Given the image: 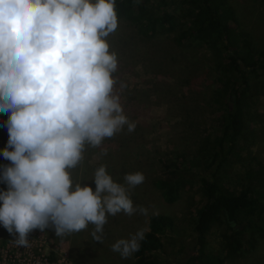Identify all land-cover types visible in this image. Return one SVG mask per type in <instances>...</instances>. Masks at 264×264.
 I'll list each match as a JSON object with an SVG mask.
<instances>
[{
    "label": "clouds",
    "instance_id": "9594fccd",
    "mask_svg": "<svg viewBox=\"0 0 264 264\" xmlns=\"http://www.w3.org/2000/svg\"><path fill=\"white\" fill-rule=\"evenodd\" d=\"M117 27L115 0H0V112L8 114L0 155L11 162L0 173L7 186L0 225L18 234L16 246L29 247L34 229L51 227L61 237L89 224L100 242L109 216L149 215L130 198L142 173H126L118 183L101 165L93 191L74 184L69 171L84 160L86 146L101 148L125 126L135 131L115 90L126 85L113 76L117 55L106 39ZM148 231L117 240L111 250L130 258Z\"/></svg>",
    "mask_w": 264,
    "mask_h": 264
},
{
    "label": "rangeland",
    "instance_id": "374dc122",
    "mask_svg": "<svg viewBox=\"0 0 264 264\" xmlns=\"http://www.w3.org/2000/svg\"><path fill=\"white\" fill-rule=\"evenodd\" d=\"M227 3L235 13L236 29L251 34L255 47H264V0H227ZM175 4L172 7L177 8V14L189 17L193 0H175ZM178 33L173 30L145 36L129 21L118 19L116 31L106 39L109 51L117 55L118 67L113 76L126 85L121 91L117 83L115 90L120 94L124 113L136 122V128L129 133L125 126L122 132L106 138L101 145L107 149L105 156L100 155L101 148L86 146L84 160L76 169L69 170L74 184L81 182V186L88 185L93 191L95 184L91 179L101 165L106 166L108 174L118 183L124 182L126 173H142L145 180L131 190L130 198L134 206L147 208L149 215L118 213L109 216L100 242L93 238L95 226L91 224L61 237H57L51 227L43 232L34 229L27 238L41 242L42 253L55 257L56 249L67 256L71 264H135L132 256L122 259L111 250V245L147 227L149 216L155 212L174 218L172 229L162 235V249L156 252L160 263L202 264L198 257L192 259L193 255H198L192 222L204 198L200 183L193 176L188 179L189 171L181 169L179 178L189 183L175 202L168 203L152 182L155 177L168 173L165 165L175 162L178 155L195 154L217 125V107L210 98L215 76L214 56L201 44L202 38L177 42ZM249 117L248 139L241 141L247 149L229 162L230 176H241L246 167L258 166L264 177V93ZM5 126V121L0 120V150L6 136ZM183 162L187 165V161ZM202 164L205 165L204 161ZM202 168L205 167L197 168L195 174L209 173ZM223 229L224 226L214 225L207 233L206 251L221 254ZM16 235L9 234L0 225V247L10 243ZM234 236L241 240L246 237ZM220 264H264V238L259 239L252 251L238 252Z\"/></svg>",
    "mask_w": 264,
    "mask_h": 264
},
{
    "label": "trees",
    "instance_id": "16d2710c",
    "mask_svg": "<svg viewBox=\"0 0 264 264\" xmlns=\"http://www.w3.org/2000/svg\"><path fill=\"white\" fill-rule=\"evenodd\" d=\"M173 5L176 6L175 0H115V11L118 19L129 21L145 36L177 30V42L202 38L201 44L214 56L210 97L217 107L214 133L204 138V145L195 154L178 155L175 162L166 164L168 173L152 182L168 203L175 202L189 183L179 178L181 169L189 171L188 179L193 176L200 183L204 198L192 222L198 255L192 259L198 257L202 264H220L238 252L252 251L264 238V177L260 168L246 167L241 176H230L227 168L247 149V145L241 144L248 139L247 120L264 93V47H255L251 34L236 29V16L227 0H193L192 11L186 18L177 14ZM7 119L8 114L0 112V120ZM4 131L1 150L8 140L6 126ZM10 163L0 155V173ZM201 165L203 170H209L208 174H195ZM6 189L0 181V191ZM214 225L224 226L221 254L205 250L206 235ZM173 226L172 216L151 214L147 222L149 231L139 251L132 255L134 263L161 264L156 252L162 249V235ZM234 235L246 237L241 240Z\"/></svg>",
    "mask_w": 264,
    "mask_h": 264
},
{
    "label": "built area",
    "instance_id": "2783aa9c",
    "mask_svg": "<svg viewBox=\"0 0 264 264\" xmlns=\"http://www.w3.org/2000/svg\"><path fill=\"white\" fill-rule=\"evenodd\" d=\"M29 238V247L16 246L14 239L1 246L0 264H71L67 256L56 249H54L55 257L42 253V243Z\"/></svg>",
    "mask_w": 264,
    "mask_h": 264
}]
</instances>
